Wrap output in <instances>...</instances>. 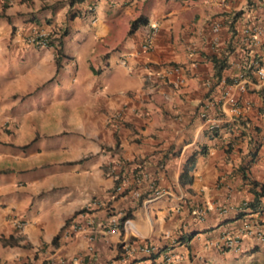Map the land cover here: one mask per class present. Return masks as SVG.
I'll use <instances>...</instances> for the list:
<instances>
[{
  "label": "crops",
  "instance_id": "0c3cea01",
  "mask_svg": "<svg viewBox=\"0 0 264 264\" xmlns=\"http://www.w3.org/2000/svg\"><path fill=\"white\" fill-rule=\"evenodd\" d=\"M59 1L0 0V264H114L119 243L128 247L121 258L127 264H163L165 256L172 264H230L260 251L264 262V242L250 235L241 234L236 248L221 246L246 222L260 223L264 232V197L257 212L239 215L253 193L238 168L260 143L246 173L264 185V107L256 92L264 86L217 82L212 62L228 55L223 74L241 76L251 52L236 48L235 32L247 0H95L93 20L69 17L68 0ZM237 10L245 12L230 26ZM141 15L148 23L129 34ZM59 25L69 33L57 64L53 47L38 48L28 38ZM112 32L117 38L108 41ZM77 57L84 73L75 85ZM210 85L216 86L210 96L228 91L238 99L236 113L224 108L226 120L245 122L213 139L199 114ZM70 99L80 106L65 105ZM35 102L47 111L40 125ZM57 102L65 109H51ZM227 141L235 142L229 153ZM204 145L192 181L182 183L186 157ZM122 160H137L145 172L140 190L120 195L133 177L121 171ZM119 172L124 178L114 195ZM153 181L160 191L140 203ZM108 203L132 210L122 237L103 227ZM87 205L88 212L78 213ZM76 215L80 230L64 236L62 227ZM180 231L193 233L186 244L163 246L154 258L141 249L158 245L166 232L176 240Z\"/></svg>",
  "mask_w": 264,
  "mask_h": 264
},
{
  "label": "trees",
  "instance_id": "16d2710c",
  "mask_svg": "<svg viewBox=\"0 0 264 264\" xmlns=\"http://www.w3.org/2000/svg\"><path fill=\"white\" fill-rule=\"evenodd\" d=\"M68 2H69L68 3L69 6H68L67 13H68V15H73V16L79 15V16L86 17V15L89 14L88 10L83 8V4L92 3L93 4L92 6L93 7L95 6V0H68ZM4 6H6V5L4 4ZM147 23H148V19L146 16H143V15L138 16L137 18H135L134 20L131 21L128 33L131 34L139 26L146 25ZM68 32H69L68 27L62 26V25H59L58 28H57V26H53L50 29V33H51L50 35H53V36L49 38L48 44L51 45L55 49L57 64H59L60 58H62L64 56L63 51H62V41H63L64 36ZM228 58H229L228 55H225L221 58H218L216 56L212 57L214 76L217 77V82H220V80L223 78L224 79V85H225V83L226 84H233L234 83V79L230 78L229 76H225L223 74L224 70L230 68ZM241 72H243L245 75H248V76L251 75L250 74V67L248 66V64H246V65L243 64ZM249 78H251V77H249ZM217 82L215 83V85H218ZM215 85H210L211 87L205 95L206 100L202 102L201 108L199 110V114L202 117L207 116L204 114V111H207L208 114H210V112H212L215 116L224 118V121L221 124H215L211 128L205 129V131H204L205 135L209 139L221 137L222 131L225 128L230 129L234 123H236V124L240 123L242 125H243V123H245L244 120L240 119L239 117L233 118L230 121L226 120V117H225L224 113L222 112V108H221V105L224 101V92L222 93V96L219 97L218 99L214 98V96H210V92L212 90H214L216 87ZM256 92L261 97V99L263 101V107H264V87H262L261 89H259ZM238 103L239 102L237 101L235 105H238ZM237 137H235L236 140H237ZM236 140H235V142H236ZM235 142L227 141L225 144V151L228 153L231 152L232 148H234ZM259 144L260 143H258L257 145H254L253 150L251 149V151L249 153L250 159L247 160L246 163H241L238 167L240 171L241 170L243 171L244 179L248 178L246 184L248 183L251 185L249 190L253 193V199L248 200L246 203H244V205L242 207L243 210H240L239 215H244L247 212L244 210H248L250 212L251 211L257 212L261 207L260 199H261V197H264V185L259 183L258 181L254 180V179H251V177H249L246 173L247 170H249L251 164H253V162H254L255 155H256V152L254 150H257ZM26 146H24V147H26ZM198 153L205 154L206 153V146L205 145L202 146L200 151H194L193 153H191L189 156L186 157L185 163L183 165V173H182V177H181L182 183L192 181V177L189 175V172H191L194 169V166L196 163V156ZM120 163H121V168H122L121 171L124 172V168H127L128 172H129V170H131L133 177L131 179V183H129V185L127 187L125 186L119 194L120 195L127 194V193L129 194V191H131V190H140V183L142 184L141 181H144L143 180V174L145 172L144 166H142L137 160H131V161L122 160V161H120ZM122 172L114 173L115 174V180H114V188L112 190V193L114 195L117 193L118 187H120L122 185L123 178H124V174ZM153 182L154 183H151V185L148 186V188H146V190L141 192L140 195L138 196L140 203L145 198H147L149 193L157 195V193L160 191V190H158V185H157L158 182L157 181H153ZM88 207L89 206L87 205L86 207L81 208L78 211V213L88 212L89 211ZM104 207L106 209L105 211L107 212V214H106L107 218H106V221L103 223V227L109 228V229L110 228L112 229L113 227H115L116 232L120 233V236L122 237L125 222L132 218V210L129 208V209H121L120 211H116V210H114V208L111 205H109V203L105 204ZM76 217H77V215L74 216L73 218H71L66 225L67 226L70 224L77 225L79 222L75 220ZM112 218L115 219L116 222L115 221L113 222ZM70 233H73V231L71 230ZM178 235L179 236L177 237V240H175L170 245H168V244L161 245L160 249H162L163 246H165L167 248L169 246L174 247L176 245V243H178V242H179V244H186L187 240L191 239V237L193 236V233L190 231H188L187 233H183L180 231ZM59 237H60L59 234L56 235L52 239V244L57 243V240L59 239ZM117 249H118V254L114 259L115 261H118L124 257H128V252H129L128 248H124L123 244L119 243L117 246ZM156 254L151 255V257L154 258Z\"/></svg>",
  "mask_w": 264,
  "mask_h": 264
},
{
  "label": "built area",
  "instance_id": "2783aa9c",
  "mask_svg": "<svg viewBox=\"0 0 264 264\" xmlns=\"http://www.w3.org/2000/svg\"><path fill=\"white\" fill-rule=\"evenodd\" d=\"M92 4L87 3L83 5V8L91 11L92 10ZM247 7L248 10L245 13L246 15L243 17L244 21L240 27V29H237L235 32V46L238 47L240 50L247 51L249 50L251 53V56H248L246 59L245 65L248 64L250 67V76L243 75L241 73V76L238 78H234L235 81L233 84H239V87L243 90L244 84H241L239 81L242 79H245V82H250L251 84H256L257 86L261 85L264 86V0H247ZM245 11L242 12V10H237L229 19V25H232L234 22L237 21L238 15H242ZM218 30V26H214V31ZM155 31V28H154ZM153 31V32H154ZM48 35L49 33L41 32L40 30L32 33L29 38L28 42L36 45L37 47H46L48 46ZM143 48L145 50L150 49V44L144 45ZM243 67V64L241 66V69ZM240 69V71H241ZM251 77V78H249ZM238 101L237 97L229 94L228 91H224V102L221 105L222 111L224 112V108L226 105L231 108L232 113L237 112V105L236 102ZM204 114L207 115L203 117L208 125L214 124L216 121H219L218 119L214 118L210 114H208L207 111H204ZM221 121V119H220ZM211 128V127H210ZM133 194L135 196H138V192L134 191ZM113 219V218H112ZM113 222L115 219L112 220ZM116 222V221H115ZM25 223L16 221V226L18 228H23ZM81 226H77L72 224L71 230L73 231V234H75L78 230H80ZM112 231L116 232L115 227L112 228ZM66 235V232H63ZM241 234H247L255 238L257 241L264 242V232L262 230L261 224L254 223L253 222H246L242 224L236 231L230 232L224 239V241L221 243V246L228 249H233L237 247V244L239 242V238ZM164 237L167 239H170L171 235L169 232H166L164 234ZM92 248L89 247L88 250H91ZM156 248L153 245H145L142 247V251L147 254H153L155 252ZM168 262L167 264H171L169 259H166ZM120 264H126L124 261Z\"/></svg>",
  "mask_w": 264,
  "mask_h": 264
},
{
  "label": "rangeland",
  "instance_id": "374dc122",
  "mask_svg": "<svg viewBox=\"0 0 264 264\" xmlns=\"http://www.w3.org/2000/svg\"><path fill=\"white\" fill-rule=\"evenodd\" d=\"M60 1H62V0H60ZM115 16H116V14L115 15H112L111 17L113 18ZM115 38H117V36H115L114 35V32H112L111 35H110V37H108V41H110V40L113 41ZM76 61L77 62H76L75 74L76 73L77 74L75 76L76 79L74 81L75 85L78 83V81H81L80 79L82 78L83 73H84V70L82 69V61L81 60L79 61L78 57L76 58ZM115 69L116 68H114V70ZM113 73L115 75L117 72L114 71ZM101 77H102V84L106 85L107 84V79L110 77V74H105L104 73ZM78 88H81V84L78 85ZM78 94H80V93H78ZM90 96H91V94H90ZM77 99L78 98L76 97V100ZM76 102H79V101H76ZM35 103H37V104H35L36 106L40 107V109L38 111V113H40L39 114L40 117L37 118L38 124L40 125V124L43 123L41 121L44 120V116L47 115V111H45L44 109H42V107H41L43 105L42 103H40V102H35ZM57 103H58L59 106H57V107L54 106L51 109H53V110H56L57 108H59V109H65V107H64L65 105H68L70 108H76V107H79L80 106V104H76L75 103V100H73V99L72 100L70 99V101L68 103H66L65 105H62L61 102H57ZM51 114H52V116H55L56 115L54 112H52ZM106 129H107V126H106V128H103L104 133L106 132ZM261 256H262V251H260V252L256 253L255 255H253V257L252 258H249V260H245L246 258H244V257H238L237 260L236 259H232V260H230L231 261L230 264H264L263 261H259V259L261 258ZM255 258H257V260Z\"/></svg>",
  "mask_w": 264,
  "mask_h": 264
},
{
  "label": "clouds",
  "instance_id": "9594fccd",
  "mask_svg": "<svg viewBox=\"0 0 264 264\" xmlns=\"http://www.w3.org/2000/svg\"><path fill=\"white\" fill-rule=\"evenodd\" d=\"M6 4H7V3H6ZM91 4H92V3H91ZM7 5H8V4H7ZM83 5H85V4H83ZM92 5H93V4H92ZM3 6H4V2L2 1V7H3ZM94 11H95V6L92 7V10H91V11H88L89 14L86 15V17H90V16H91L90 19H92V17L94 16V13H95ZM70 16H73V15H69V17H70ZM92 20H93V19H92ZM52 27H53V26H52ZM37 31H38V30H37ZM45 33H49V35H48V41H49V38L53 36V35H50V34H51V33H50V29H49L48 31H46ZM68 33H69V32H68ZM68 33H67V34H68ZM67 34H66V35H67ZM66 35H65V36H66ZM31 44H32V43H31ZM33 45H34V44H33ZM35 46H36V45H35ZM36 47H37V46H36ZM49 47H52V46L48 44V46H46V47H41V48H49ZM38 48H39V47H38ZM241 73L244 75L243 72H241ZM232 79H234V78H232ZM223 102H224V101H223ZM237 107H238V105H237ZM222 112H223V111H222ZM223 113H224V112H223ZM224 115H225V113H224ZM225 117H226V116H225ZM214 118L218 119L219 121H220V119H221V120L223 119V118H221V117H217V116H214ZM215 124H216V123H214V124H212V125H208V124H207V125H206V129L212 127V126L215 125ZM71 225H72V224H70V225L67 226V225L65 224V225L62 227V231H63V232H66V235H65V233H64V236H68V237H69V236H72L73 233H70V231H71V229H70V228H71ZM16 227H17V226H16ZM23 228H24V226H23ZM23 228H18V229H23ZM164 234H165V233H164ZM170 235H171V233H170ZM163 237H164V235H163ZM162 240H164V241H162ZM162 240L159 242L158 245H153V246H155V248H156V250H155V252H154L153 254H156V253H159V252H160V246H161V245H163V244H168V245H169V244L173 243V242L175 241V238H172V236L170 237V239H167V238L164 237ZM176 240H177V239H176ZM147 245H150V244H147ZM144 246H145V245H144ZM123 247H124V248H128V247L124 246V244H123ZM142 247H143V246L141 245V249H142ZM223 249H224V250H230V249H228V248H224V247H223ZM145 254H146L147 256H149V257H151V255H153V254H147V253H145ZM166 259H169V261H170L171 264H172V261H171L170 257H168V256H165V257H164V263H163V264H167V263H168V262L166 261ZM123 260H124V259H120V260H119V263H114V264H120L121 262H123ZM124 262H125V261H124ZM125 263L127 264V262H125Z\"/></svg>",
  "mask_w": 264,
  "mask_h": 264
}]
</instances>
